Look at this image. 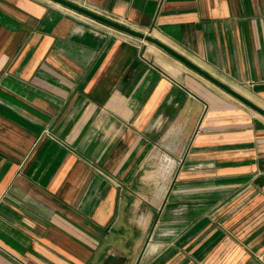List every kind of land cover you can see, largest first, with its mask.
Returning <instances> with one entry per match:
<instances>
[{"label":"crops","instance_id":"0c3cea01","mask_svg":"<svg viewBox=\"0 0 264 264\" xmlns=\"http://www.w3.org/2000/svg\"><path fill=\"white\" fill-rule=\"evenodd\" d=\"M68 1L264 109V0ZM139 42L0 0V264H264V118Z\"/></svg>","mask_w":264,"mask_h":264},{"label":"water","instance_id":"95a60500","mask_svg":"<svg viewBox=\"0 0 264 264\" xmlns=\"http://www.w3.org/2000/svg\"><path fill=\"white\" fill-rule=\"evenodd\" d=\"M50 1L62 6L64 8H67V9H69L75 13L83 15V16H85V17H87V18H89L95 22H98V23H100V24H102V25H104L110 29H113L115 31L126 34V35L133 37L135 39H138V40H141V41H144L146 43H150V44L156 46L157 48L162 50L164 53L168 54L169 56H171L176 61L183 64L184 66H186L187 68H189L190 70L195 72L196 74L205 78L206 80H208L209 82H211L212 84H214L215 86H217L218 88H220L221 90H223L224 92L229 94L231 97H233L234 99H236L237 101H239L243 105L247 106L248 108L252 109L257 114H259L260 116H262L264 118V109L262 107L258 106L257 104H255L254 102L249 100L247 97L243 96L239 92L230 88L225 83L221 82L220 80H218L217 78H215L211 74L207 73L201 67H199L198 65L193 63L191 60L187 59L186 57H184L183 55H181L180 53H178L177 51H175L174 49H172L171 47H169L168 45H166L162 41L151 36L150 34L135 30V29H133L127 25H124V24H122L116 20H113L109 17H106V16L101 15L99 13H96L94 11H91L85 7H82L76 3H73V2L68 1V0H50Z\"/></svg>","mask_w":264,"mask_h":264},{"label":"rangeland","instance_id":"374dc122","mask_svg":"<svg viewBox=\"0 0 264 264\" xmlns=\"http://www.w3.org/2000/svg\"><path fill=\"white\" fill-rule=\"evenodd\" d=\"M139 41L143 56L148 57L150 60H153L164 67H167L170 63L176 64V60L174 58L164 53L156 46L141 40Z\"/></svg>","mask_w":264,"mask_h":264}]
</instances>
